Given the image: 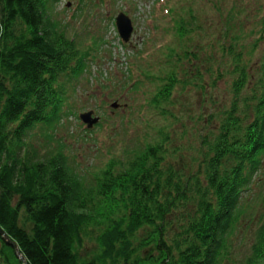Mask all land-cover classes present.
<instances>
[{
    "label": "trees",
    "instance_id": "trees-1",
    "mask_svg": "<svg viewBox=\"0 0 264 264\" xmlns=\"http://www.w3.org/2000/svg\"><path fill=\"white\" fill-rule=\"evenodd\" d=\"M52 1L0 0L1 230L24 264H221L242 193L262 165L264 14L247 45L246 36L221 23L220 59L202 47L170 51L176 62L197 61L203 101L222 106L200 118L205 150L195 172L184 176L164 163L163 140L144 141L132 157L108 158L86 186L60 149L39 155L26 140L31 129L58 122L61 82L82 74L89 55L51 20ZM175 30L179 39L189 34L183 26ZM177 75L170 69L146 76L159 82L151 102L160 115V102L180 83ZM225 78L228 101L215 105L208 93ZM89 231L97 233L91 257L80 251ZM13 248L0 235V264H23ZM244 264H264V214Z\"/></svg>",
    "mask_w": 264,
    "mask_h": 264
},
{
    "label": "rangeland",
    "instance_id": "rangeland-1",
    "mask_svg": "<svg viewBox=\"0 0 264 264\" xmlns=\"http://www.w3.org/2000/svg\"><path fill=\"white\" fill-rule=\"evenodd\" d=\"M48 10L51 20L67 37L87 48L89 55L82 74L61 82L65 99L58 122L52 128L31 129L26 135L28 145L39 155L49 156L60 149L86 186L91 185L90 175L104 167L108 158L132 157L144 141L163 140L164 163L184 176L195 172L196 161L205 150L200 142V134L204 133L200 118L222 106L203 101L201 95L205 94L197 85L203 76L197 75L198 68L193 66L197 61L176 62L170 51L180 54L188 46L202 47L213 61L220 59L218 37L225 21L235 29L234 34L246 36L247 45L251 39L247 35L253 33L252 38H256L255 26L264 14V0H56ZM120 11L133 24L126 43L121 42L114 23ZM176 26H183L189 33L186 38H178ZM260 51L256 50L252 59L256 67ZM197 56L201 57L200 52ZM170 69L177 72L180 83L167 102H160L161 109H165L160 115V108L151 102L159 82L146 76H163ZM192 71H196L195 76ZM184 76L188 80L181 83ZM224 82L229 79L221 80L218 88L208 93L215 105H226L228 101ZM114 101L118 103L116 109L110 105ZM88 110L100 118L98 125L90 129L79 119V114ZM261 156L260 169L242 193L238 222L222 252L221 264H244L250 254L264 214V152ZM96 234L89 231L85 236L80 250L83 255L91 257L92 249L97 250L93 238Z\"/></svg>",
    "mask_w": 264,
    "mask_h": 264
},
{
    "label": "water",
    "instance_id": "water-1",
    "mask_svg": "<svg viewBox=\"0 0 264 264\" xmlns=\"http://www.w3.org/2000/svg\"><path fill=\"white\" fill-rule=\"evenodd\" d=\"M114 22L119 38L125 43L128 42L133 32V24L131 18L124 12L120 11L115 16ZM117 105L118 103L115 101L111 103V107L113 108L117 107ZM92 115H93V110H88L79 114V119L89 129L92 128L95 124H97V122L100 119L98 116H92ZM0 235L4 240H6L7 243H10L14 247L13 249L15 251V254L21 258L22 263L24 264V260H23L24 258L18 252L17 245L14 242H12L10 239H8V237L5 235L4 231L1 230V228H0Z\"/></svg>",
    "mask_w": 264,
    "mask_h": 264
},
{
    "label": "flooded vegetation",
    "instance_id": "flooded-vegetation-1",
    "mask_svg": "<svg viewBox=\"0 0 264 264\" xmlns=\"http://www.w3.org/2000/svg\"><path fill=\"white\" fill-rule=\"evenodd\" d=\"M106 99H107V97H105ZM114 109H116V108H114Z\"/></svg>",
    "mask_w": 264,
    "mask_h": 264
}]
</instances>
